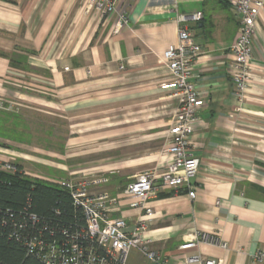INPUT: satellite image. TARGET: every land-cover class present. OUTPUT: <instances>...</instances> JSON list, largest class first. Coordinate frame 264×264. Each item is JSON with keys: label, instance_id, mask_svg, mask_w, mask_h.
Here are the masks:
<instances>
[{"label": "crops", "instance_id": "1", "mask_svg": "<svg viewBox=\"0 0 264 264\" xmlns=\"http://www.w3.org/2000/svg\"><path fill=\"white\" fill-rule=\"evenodd\" d=\"M122 10L128 22L114 33L117 13L101 18L86 0H0V107L75 122L82 127L76 143L106 142V155L66 178L103 179L90 190L118 197L108 215L131 230L144 210L130 206L122 190L170 159L163 148L177 100L159 86L168 79L162 52L177 40L176 15L199 12L187 23L203 48L192 79L205 98L191 135L199 158L195 197L186 187L159 191L144 232L158 259L132 247L123 264H264V8L239 111L226 55L238 16L228 0H118ZM195 231L226 246L200 241L180 249Z\"/></svg>", "mask_w": 264, "mask_h": 264}, {"label": "built area", "instance_id": "2", "mask_svg": "<svg viewBox=\"0 0 264 264\" xmlns=\"http://www.w3.org/2000/svg\"><path fill=\"white\" fill-rule=\"evenodd\" d=\"M88 6L94 7L101 18L117 13L113 32H118L128 22L126 10L116 12L118 0H86ZM238 16L236 34L227 50L228 74L233 86L235 111H239L245 97L246 88L252 68L253 38L256 34V20L264 8V0H228ZM201 18L199 12L177 14L179 23L177 40L169 43L162 52V62L168 71V79L159 86L170 91L176 97L177 105L168 127V142L163 151L170 155L166 168L157 172L144 170L134 176L126 185L121 195L129 199V205L144 212L138 217L131 230H127L122 217L111 218L108 212L117 206L118 197L104 192H93L89 186L103 181L101 178L91 180L71 178L50 179L33 174V177L57 184L69 193L71 204L80 209L84 218L83 226L75 234L63 241L44 240L36 236L24 237V245L29 254L37 257L43 264H123L127 251L136 247L148 257L157 258L149 249L144 236L147 223L153 217L149 201L161 190L188 189L187 195L195 197V186L191 179L199 168V158L190 151L191 135L199 121L198 110L204 105L205 98L193 82V69L203 48L198 43L187 23H196ZM0 169L13 172L14 162H0ZM27 175L28 173L24 171ZM35 220V216L31 215ZM204 241L225 247L219 237L195 231L182 243L180 249H189ZM258 253L257 257H260ZM158 259V258H157ZM200 264H222L221 259H202Z\"/></svg>", "mask_w": 264, "mask_h": 264}, {"label": "trees", "instance_id": "3", "mask_svg": "<svg viewBox=\"0 0 264 264\" xmlns=\"http://www.w3.org/2000/svg\"><path fill=\"white\" fill-rule=\"evenodd\" d=\"M14 164L13 172L0 169V264H43L27 252L24 237L63 241L83 226L84 218L66 189L29 177Z\"/></svg>", "mask_w": 264, "mask_h": 264}, {"label": "rangeland", "instance_id": "4", "mask_svg": "<svg viewBox=\"0 0 264 264\" xmlns=\"http://www.w3.org/2000/svg\"><path fill=\"white\" fill-rule=\"evenodd\" d=\"M81 129L56 115L27 108L18 112L12 105L0 107V162L19 163L29 177L37 174L56 180L77 176V169L94 164L107 153L103 141L76 143L74 138Z\"/></svg>", "mask_w": 264, "mask_h": 264}, {"label": "bare ground", "instance_id": "5", "mask_svg": "<svg viewBox=\"0 0 264 264\" xmlns=\"http://www.w3.org/2000/svg\"><path fill=\"white\" fill-rule=\"evenodd\" d=\"M21 167V166H20Z\"/></svg>", "mask_w": 264, "mask_h": 264}]
</instances>
